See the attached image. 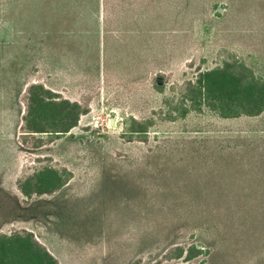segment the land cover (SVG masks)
Listing matches in <instances>:
<instances>
[{
	"label": "rangeland",
	"instance_id": "obj_1",
	"mask_svg": "<svg viewBox=\"0 0 264 264\" xmlns=\"http://www.w3.org/2000/svg\"><path fill=\"white\" fill-rule=\"evenodd\" d=\"M140 2L134 20L120 6L113 27H134L137 36L121 34L104 67L95 0H0V233L34 232L59 264H184L163 258L176 245L198 250L189 264H264V214L249 212L246 177L234 173L220 183L217 193L230 199L220 213L206 212L204 203L191 212L188 191L165 198L159 191L168 178L157 181V173L174 167L166 160L158 170L154 157L169 151L180 158L183 175L186 165L203 166L188 159L192 147L178 145L184 139L264 152V113L219 119L180 101V89L198 70L224 62L264 80V0H152L151 13ZM33 82L88 101L89 112L67 134L33 135L21 144L23 90ZM129 118L149 123L146 143L122 136ZM44 167L66 170L71 179L52 196L19 195V181ZM261 177L264 185V171Z\"/></svg>",
	"mask_w": 264,
	"mask_h": 264
},
{
	"label": "trees",
	"instance_id": "obj_2",
	"mask_svg": "<svg viewBox=\"0 0 264 264\" xmlns=\"http://www.w3.org/2000/svg\"><path fill=\"white\" fill-rule=\"evenodd\" d=\"M143 2V10L148 12L155 11L156 3L152 0H104V26L108 40L111 30L116 29L114 23L120 19V6L124 2L128 3L129 12L134 14ZM119 4V6H118ZM134 6V7H133ZM116 8V9H115ZM219 11L216 14L219 15ZM132 18V15H131ZM117 31V30H116ZM159 78H155L157 80ZM154 86L157 92L162 93L163 85L155 81ZM174 89V88H173ZM173 91V90H172ZM180 101L182 105L184 101H189L195 105V110L201 111L202 107L213 112L219 119H237L240 117L254 118L264 113V80L256 78L244 65L236 62H224L222 66L210 70L200 71L193 81H186L184 88L180 89ZM25 113L22 117V124L19 131V139L21 144H25V140L30 136L41 134H50L54 136H62L67 134L71 129L77 126L81 116L89 112L88 104L70 102L58 94H54L45 89L40 84H31L25 92L24 96ZM184 106V105H183ZM190 110H181L180 118H185ZM150 125L146 121H138L129 118L125 123L122 136L128 141L137 140L142 143L147 142L148 129ZM233 137V136H232ZM238 139L246 140V136H234ZM231 138V136H228ZM34 145L40 147L41 138ZM260 140V138H259ZM169 144H176V140H167ZM180 145L185 149L192 147L188 159L193 162L200 160L203 166H194L193 163L186 165L185 174L179 172L180 158L174 159L173 154L166 150L163 154L156 155L157 161H161L158 170L165 166L166 160L173 164L174 168L167 169L172 171L157 173V181L162 180L167 183L158 185V189L165 197L182 196L184 192H189L190 201L188 203V211L192 212L195 207H200L204 203L206 212L221 211L222 203L226 207L230 204V199L225 196L220 197L216 189L221 182L225 184L230 182L234 173L242 174V177L250 181V213L264 214V198L260 192L264 191V185L258 181L262 180V172L264 171V152L257 153L254 150H248L246 145L239 152H235L226 146H219L217 149L204 147L209 140H202L199 137H192L181 141ZM261 142V140H260ZM221 142H217L219 144ZM203 147V148H202ZM202 148V149H196ZM238 153H242L239 156ZM159 154V153H158ZM198 171L201 174L198 177ZM222 174L219 176V172ZM258 173L261 176H256ZM256 175V176H255ZM199 178V182L203 180L200 188L195 179ZM201 178V179H200ZM71 179V174L66 170L53 169L44 167L32 175L19 181L17 188L20 194L26 198L32 196H51L61 190ZM257 181V185L254 184ZM196 189H192L195 186ZM181 189V190H175ZM183 191V192H182ZM197 191V192H196ZM197 193V196L191 195ZM183 193V194H182ZM205 195L206 200H202L201 194ZM226 193V192H225ZM254 193V196H253ZM194 200H197L195 202ZM182 202V201H181ZM246 203V200H245ZM248 203V202H247ZM244 204V203H242ZM226 209V208H225ZM247 209V210H248ZM228 214L227 209L225 210ZM198 250L190 246L183 248L182 246L170 247L163 258L165 261L182 260L184 264L196 257ZM0 264H59L58 261L47 251V249L35 238L34 234L27 230H17L11 234L0 233Z\"/></svg>",
	"mask_w": 264,
	"mask_h": 264
},
{
	"label": "crops",
	"instance_id": "obj_3",
	"mask_svg": "<svg viewBox=\"0 0 264 264\" xmlns=\"http://www.w3.org/2000/svg\"><path fill=\"white\" fill-rule=\"evenodd\" d=\"M104 0H95V5H97V9H96V15H97V17H98V25H97V27H98V30H97V34H98V36H97V40H98V45H97V50H98V55L100 54V55H102V64H103V66L105 67V65H107V59H108V57H109V55L110 54H113V53H115V51H118L119 50V48H120V45H119V41H120V36H121V34H126V35H128L129 37H130V33H132V41L136 38V36L137 35H135V33H137L136 31H135V29H134V27L132 28V29H129V30H120V29H113V30H111V32H112V35H110V33H109V37H108V40L106 39V36L105 35H107V33H106V28H105V26H104V2H103ZM132 1H134V0H132ZM128 3H130V0H128ZM128 3L127 2H124V7H130V6H128ZM134 7V6H133ZM132 18H133V20L135 19V17H134V14L132 13ZM132 23H134V25H136V23H135V21H132ZM108 30H110V29H108ZM107 30V31H108ZM117 30V31H116ZM125 32H127V33H125ZM139 32V31H138ZM130 39V38H129ZM138 40H140V37H138L137 38ZM131 40V39H130ZM31 84H40V85H42L45 89H47V90H49L50 92H52V93H54V94H58V93H56L54 90H52V89H50V88H48V87H46L44 84H42V83H40V82H33V83H30V84H28L26 87H25V89L23 90V97L25 96V92H26V90L28 89V87L31 85ZM59 96H61L60 94H58ZM63 98V97H62ZM64 99H66V98H64ZM66 100H68V101H70V102H76V103H80V104H82L81 102H79V101H72V100H70V99H66ZM87 104H88V108H89V102L87 101ZM24 113H25V105H24V109L22 110V113H20V125H19V129H20V126H21V124H22V117H23V115H24ZM82 117V116H81ZM80 117V118H81ZM20 131V130H19ZM17 190H18V188H17ZM16 190V191H17ZM18 194L19 195H21L20 194V192L18 191ZM54 195V194H53ZM22 196V195H21ZM47 196V195H46ZM52 196V195H51ZM22 197H24V196H22ZM40 197H42V196H40ZM25 198V197H24ZM23 230H25V229H23ZM28 231V230H27ZM32 232V231H31ZM33 234H34V236H35V238L37 239V237H36V235H35V233L34 232H32ZM38 240V239H37ZM42 244V243H41ZM43 245V244H42ZM44 246V245H43ZM45 247V246H44ZM46 248V247H45ZM47 249V248H46ZM47 251L49 252V250L47 249ZM50 253V252H49ZM51 254V253H50ZM52 255V254H51ZM53 256V255H52ZM54 257V256H53ZM55 258V257H54ZM56 259V258H55ZM57 260V259H56ZM58 261V260H57ZM59 263V262H58Z\"/></svg>",
	"mask_w": 264,
	"mask_h": 264
},
{
	"label": "water",
	"instance_id": "obj_4",
	"mask_svg": "<svg viewBox=\"0 0 264 264\" xmlns=\"http://www.w3.org/2000/svg\"><path fill=\"white\" fill-rule=\"evenodd\" d=\"M218 11L221 12V9H219Z\"/></svg>",
	"mask_w": 264,
	"mask_h": 264
}]
</instances>
